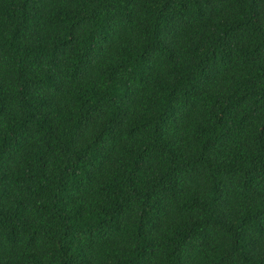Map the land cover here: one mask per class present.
<instances>
[{
    "label": "trees",
    "instance_id": "trees-1",
    "mask_svg": "<svg viewBox=\"0 0 264 264\" xmlns=\"http://www.w3.org/2000/svg\"><path fill=\"white\" fill-rule=\"evenodd\" d=\"M0 264H264V0H0Z\"/></svg>",
    "mask_w": 264,
    "mask_h": 264
}]
</instances>
